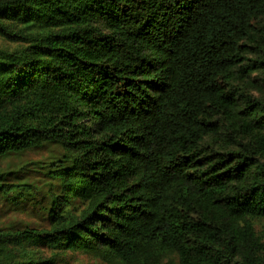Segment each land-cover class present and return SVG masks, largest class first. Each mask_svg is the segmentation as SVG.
I'll use <instances>...</instances> for the list:
<instances>
[{
  "label": "trees",
  "instance_id": "1",
  "mask_svg": "<svg viewBox=\"0 0 264 264\" xmlns=\"http://www.w3.org/2000/svg\"><path fill=\"white\" fill-rule=\"evenodd\" d=\"M44 149L0 264H264V0H0V170Z\"/></svg>",
  "mask_w": 264,
  "mask_h": 264
},
{
  "label": "rangeland",
  "instance_id": "2",
  "mask_svg": "<svg viewBox=\"0 0 264 264\" xmlns=\"http://www.w3.org/2000/svg\"><path fill=\"white\" fill-rule=\"evenodd\" d=\"M42 151H29L17 154H9L2 161L1 172L13 171L19 177H30L36 174L32 171L35 161H37L43 153ZM15 177V176H11ZM13 195L4 196L0 193V228L19 227L26 225L28 222L36 219L37 213L40 211L37 204L27 202L22 197L12 200ZM258 228L264 229V221L258 222ZM58 264H109L103 262L100 258L93 254L74 251L69 252L59 258Z\"/></svg>",
  "mask_w": 264,
  "mask_h": 264
}]
</instances>
